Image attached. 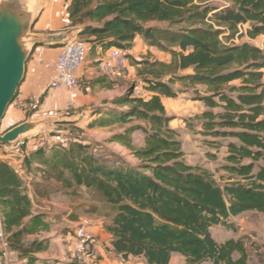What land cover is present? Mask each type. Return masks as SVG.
Listing matches in <instances>:
<instances>
[{"label": "trees", "instance_id": "trees-1", "mask_svg": "<svg viewBox=\"0 0 264 264\" xmlns=\"http://www.w3.org/2000/svg\"><path fill=\"white\" fill-rule=\"evenodd\" d=\"M212 1L72 0L69 6L72 25L80 26L79 36L93 47L126 49L141 36L171 58L141 62L139 75L148 76L150 96H135L129 87L112 102L120 110L95 111L102 116L93 122L99 125L144 123L113 136L139 164H107L81 137L25 155L28 171L37 165L34 170L42 177L62 181L66 188L96 191L113 207L106 229L124 259L170 264L178 253L188 264H251L243 240L218 242L211 228L228 225L230 217L244 212L264 213V49L250 42L227 43L245 24L250 38L264 34V0H223L219 7ZM176 83L194 88L193 99L208 107L196 116L203 135L237 140L226 144L220 169L228 182L223 186L209 169L185 160L179 134L170 127L174 116L163 101L178 96L171 87ZM198 85L206 87L204 94ZM139 129L146 134L145 144L134 148L132 135ZM0 205L3 230L14 250L21 249L25 235L48 227L45 214H33L22 177L2 159ZM28 262L33 264L32 257Z\"/></svg>", "mask_w": 264, "mask_h": 264}, {"label": "rangeland", "instance_id": "rangeland-1", "mask_svg": "<svg viewBox=\"0 0 264 264\" xmlns=\"http://www.w3.org/2000/svg\"><path fill=\"white\" fill-rule=\"evenodd\" d=\"M47 1L49 0H40L36 20L39 18L43 8L47 5ZM61 1L62 3L60 2L59 5L68 11L69 7H66L68 0ZM212 4L216 7H219L224 5V2L223 0H213ZM148 25L166 27L168 26V23L149 22ZM245 26L248 28L247 24H245ZM35 28L37 29V27ZM66 30L67 29H62L61 31L66 32ZM32 31H35V29L33 28ZM74 39H80L86 42L85 39L79 36V33L71 34L70 39L67 41ZM236 41L238 43L250 42L256 44L257 46L260 45V48L261 46L264 48L263 34L256 39H253L250 38L247 33H243L237 37ZM40 45L47 47L51 46L47 40ZM40 45H38L35 50ZM157 49H155V51H158ZM32 55L29 58L28 63L30 62ZM91 59L92 58L88 53L85 58V62L79 71V96L72 105L68 104V97L64 106L53 107L49 109L46 108V106H44V98L49 91L45 88L41 94L37 93V91L41 88L40 86L34 87V90L30 92L37 94L31 95L28 99H21L20 92H22L27 86V80L25 77L18 88L14 100L8 107L5 116L1 121L0 132L4 133L15 125L25 121L29 116L32 117L33 115H36L41 116L40 118H48L50 120L48 127H46L37 135L29 136L26 139H21L16 143H0V159L7 161L13 168H16L19 172H22L25 179L30 182L32 188L37 187L36 191L39 190V196L47 200L44 203L40 199H35V204L42 207L37 208L38 211H42L41 213L45 214L46 217H48V215L50 216L52 230L49 232L42 231L34 235H25L21 249L14 250L19 254V257H25L28 259V261L29 258L32 257L33 264H78L75 254H73V252L68 248H65V253H63V255L57 254V249L62 241L65 242V244H70V241L72 240L67 236L70 232L73 235V231L75 230L67 225L65 219L79 221L78 218L81 219L87 216L90 220H92V218L97 219L99 217H106L108 220H111L114 210L113 207L106 203L101 195L96 191L86 188L84 189L83 187L66 188L64 187L62 181H58L55 178L42 177L39 171L34 170L37 165L32 166V172L28 171L24 161L25 155L27 154L26 150L28 153H31L36 148L41 146L48 148L52 145L64 143L67 146L70 139L81 137L86 140L88 144H90L91 150L107 164H125L132 166L139 164V160L135 157L132 150L120 142L113 140V136L131 125L142 124L141 121L134 120L131 123L122 125H99L93 122L95 120H99L102 117L99 114H95V111L97 110L107 107L120 110L121 107L113 105L112 102L114 98L123 94L129 87L141 85L144 90H148V82L145 80V78L148 76L139 75V70L142 67V61L138 62L134 60L136 64L140 65L134 67L133 75H130L128 72L124 78L111 81L110 84L107 83L105 84L106 87H103L97 82V80L105 77L101 73L99 66L96 68L95 62H89ZM88 68H94V73L88 75ZM53 91H66L68 95V91L64 88L53 89ZM181 92L182 94L185 93L186 95H195V90H193V88H182ZM26 95H29L28 92H26ZM51 111L54 113L50 114L52 113ZM176 118L177 120L172 122V126H185L184 123H186V128L191 127L189 128V131L181 130L182 133H178L179 139L187 143L191 141L190 138L196 139L198 132H201L198 130L200 123L197 121L190 123L189 120H194V117L191 116H187L185 118L180 115L176 116ZM193 126L194 128H192ZM145 136V132L141 129L133 133L132 143L134 148H140L144 146ZM211 138L214 137L208 136L206 139L207 141L205 142L217 143L216 147L223 146L221 150L215 152H213V148L207 149L209 151L206 152V156L211 159L212 162L198 156L192 157V160H194L196 164H200V166L209 169L214 174V178L217 183L223 186L226 182H228V174L220 169L225 161L223 162L219 159H222L223 154L226 153L227 148L225 147V143L229 142L231 137H216V140ZM35 140V144L31 143L30 147L26 148V142ZM16 150L18 154L13 153ZM6 154L9 156H5ZM215 159H217V161ZM52 184H54V186H52ZM51 194L57 198L55 201H57L59 205L61 204L60 206L51 205ZM44 205L50 206L51 209H44ZM71 208H73V212L68 215L67 213ZM211 232L213 237L218 242H224L230 238L243 240L249 252V262L251 264H264V213L248 211L238 216H232L228 219V225H215L211 228ZM36 242L37 244H35ZM13 243L14 242H10L9 245L11 246ZM73 249H75V244L73 245ZM9 250L11 251V249ZM32 250L39 251L35 253ZM98 257L99 256L97 253V258L94 261V264L97 262ZM143 262H145V260ZM0 264L2 263L0 262ZM174 264L188 263L186 262L185 257L175 253ZM202 264H209V262Z\"/></svg>", "mask_w": 264, "mask_h": 264}, {"label": "crops", "instance_id": "crops-1", "mask_svg": "<svg viewBox=\"0 0 264 264\" xmlns=\"http://www.w3.org/2000/svg\"><path fill=\"white\" fill-rule=\"evenodd\" d=\"M72 0H68L66 7H69ZM62 3L61 0H49L47 1V5L43 8L39 18L36 20L34 24L35 32L42 34L45 36V39L48 43H50L51 46L47 47L44 45H40L35 52L32 55V58L30 62H27V69H26V80H27V86L25 89H23L22 92H20L21 99H28L31 95L34 94H41L43 90H45L46 85L48 84L49 80L53 77L55 73V63L56 60L62 50V46L67 42L68 39H70L71 34L79 33L80 26L72 25L71 20L69 18V12L64 9L60 4ZM57 4V5H56ZM49 5V6H48ZM65 7V8H66ZM37 27V29L35 28ZM62 29H67L66 32H62ZM71 30V33H70ZM89 46V55L92 58L89 62L96 63V68L99 66V62L103 60L113 49H119L124 54H126L128 59V72L130 75H133V70L135 66H139L140 64H136L134 60L141 62L143 60H161L170 62V55L157 49L156 47H151L147 44V42L141 37L137 36L135 38V41L133 42V45L130 48L126 49H120L116 47H112L110 49L104 50L102 47H93L92 44L88 41H86ZM157 49L158 51H155ZM85 62V61H84ZM83 72V71H82ZM94 73V68H88L87 74L90 75ZM106 79V82L99 83L103 87H106L105 84L111 83V81H114L112 79H109L108 77L104 76ZM168 76L165 77V80H168ZM40 86L41 88L37 91V93H30L32 90H34V87ZM173 90L178 91V96L175 98H167L163 97L164 104L166 106L167 112L169 115L174 116V119L170 122V127L172 129H175L178 131V133H182L181 130H188L189 128H186L185 126L176 125L172 126V122L177 120L176 116L182 115L183 117L191 116L194 117V120H189L190 123H194V121H197L199 124L198 130L201 132H198L196 135V139H191L189 143L181 140L182 142V149L185 152V160L188 164L191 165H198L195 163L194 160H192V157H203L205 160H208L212 162L211 159H209L206 156V152L209 151L207 149L213 148V152L221 150L223 146L216 147L217 143H209L205 142L207 141V137L203 135V122L201 119L196 118L197 115L202 114L204 111L208 110V107L205 105V103L201 100H195L193 99L192 95H186L185 93L182 94L181 89L184 88L180 86L178 83L171 85ZM188 89V88H184ZM197 89L201 91L202 94H204V91L206 90L205 86L198 85ZM180 90V91H179ZM193 90H195L193 88ZM47 95L44 98V106L46 108H53V107H62L66 103V100L68 99L69 95H67L66 91H53L48 90ZM26 92H28L29 95H26ZM59 94V95H58ZM152 94L151 91L146 90V95L150 96ZM219 109H215V111H218ZM53 114L54 112L51 111ZM49 115V114H48ZM41 116L33 115L32 119L40 118ZM142 122V121H141ZM142 124H144L142 122ZM194 128V126L192 127ZM191 131V130H190ZM216 140L217 138H211ZM230 141H237L235 138H231ZM31 143H36L35 141H28L25 143L26 148H29ZM225 143V147L226 144ZM35 146V145H33ZM31 146V147H33ZM227 148V147H226ZM18 150V149H17ZM17 150L13 153H17ZM26 153L27 150H26ZM18 154V153H17ZM227 154V151L225 154H223V158L219 159L223 162L225 161V156ZM9 156V155H5ZM217 161V159H215ZM200 165V164H199ZM16 172L22 177L24 181V185L27 187V194L31 199L32 202V212L33 214L41 213L42 211H38L37 208H42L35 204V199H40L42 202H46L47 200L44 198H41L39 196V190L36 191L37 187H33L30 185V182H28L25 177L23 176L22 172H19L16 168H14ZM54 186V184H52ZM85 189V187H83ZM52 201L50 202L51 205L54 206H60L59 203L55 200H57L54 195L51 194ZM45 206V205H44ZM51 209L50 206L46 205L44 209ZM56 208V207H55ZM2 209L0 205V262L2 264H28V259L25 257H19L18 253L12 250L11 246L9 245V235L4 232L3 230V224H2ZM73 212V208L69 209L68 215ZM83 218H88L83 217ZM83 218H78V220H70L65 219L67 225L70 226V228L75 229L73 231V235L71 232L67 236L70 237L72 241H70V244H65V242H61L58 247V253L59 255H63L65 253V248H68L70 251L75 254V249H73V245L76 242L75 237V231L79 224L81 223ZM50 216L46 217V221L48 222V227L46 232H49L51 229V223H50ZM90 220V219H89ZM91 224L88 227V230L93 234L95 238V248L98 253V259L95 264H146L143 258L138 257H130L128 259H124L121 254L115 251L112 240L113 236L111 233L107 231V225L110 223V220H108L106 217H99L97 219L90 220ZM42 232V231H40ZM38 234V233H37ZM34 235V234H32ZM69 243V242H68ZM11 249V251L9 249ZM174 255H172L170 264H174ZM206 263V262H204ZM211 264V262H209Z\"/></svg>", "mask_w": 264, "mask_h": 264}, {"label": "water", "instance_id": "water-1", "mask_svg": "<svg viewBox=\"0 0 264 264\" xmlns=\"http://www.w3.org/2000/svg\"><path fill=\"white\" fill-rule=\"evenodd\" d=\"M40 0H0V126L25 78L27 62L35 48L46 41L32 31ZM48 118L32 119L0 132V143H16L48 127Z\"/></svg>", "mask_w": 264, "mask_h": 264}, {"label": "built area", "instance_id": "built-area-1", "mask_svg": "<svg viewBox=\"0 0 264 264\" xmlns=\"http://www.w3.org/2000/svg\"><path fill=\"white\" fill-rule=\"evenodd\" d=\"M246 26H239V31L234 38L228 40L227 43H238L237 37L243 33H247ZM264 36V34H263ZM260 47V45H258ZM263 46H261V49ZM89 46L87 42L74 39L67 41L55 63V73L46 85V89L53 90L64 88L68 91V104L72 105L78 98L80 91L79 71L83 66L85 58L88 54ZM101 73L109 79L116 80L124 78L128 73V59L119 49H113L111 52L99 62ZM135 96L145 97L146 90L141 85H134ZM91 222L89 218H83L75 231V258L78 264H94L97 258L95 249V238L88 230Z\"/></svg>", "mask_w": 264, "mask_h": 264}]
</instances>
